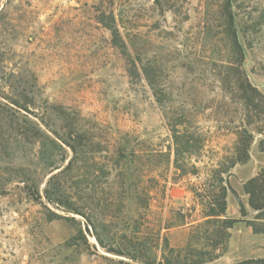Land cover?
Segmentation results:
<instances>
[{"label":"rangeland","instance_id":"1","mask_svg":"<svg viewBox=\"0 0 264 264\" xmlns=\"http://www.w3.org/2000/svg\"><path fill=\"white\" fill-rule=\"evenodd\" d=\"M231 62L262 100L264 0H0V264H159L188 244L200 264L264 259L244 190L264 169V114L224 82ZM243 128L248 161L220 173Z\"/></svg>","mask_w":264,"mask_h":264},{"label":"trees","instance_id":"2","mask_svg":"<svg viewBox=\"0 0 264 264\" xmlns=\"http://www.w3.org/2000/svg\"><path fill=\"white\" fill-rule=\"evenodd\" d=\"M160 0H157L159 2ZM230 35H231V41H232V47L234 49V53L239 56L240 60L238 62H241L243 60V51L242 48L238 42L236 32L234 31V23L232 20V17H230ZM114 35L115 39L118 45H121L125 48H127L126 42L123 40L122 33L120 29L115 25L114 28ZM224 82L228 85V88H232V83H236L237 90L241 93L240 96L245 101L246 109H252L255 111H258L261 114H264V97L260 96L262 100H257L255 95H258V91L255 87L251 85V83L248 81L246 77L243 76L241 69L237 66L236 62H231L228 71L227 76L224 79ZM169 125L171 126V129L174 131L176 135V142L178 143V148H180L181 143L184 144V146L189 147V141L185 138L183 139L184 134H187L188 129L186 128V121L183 119L174 118L170 121ZM185 129V130H184ZM182 132H181V131ZM181 132V133H180ZM178 137V136H181ZM180 138L181 141L178 139ZM253 141V134L248 130L243 128L239 134V142L238 147L236 149L234 160L229 164V166L225 168H219L218 171L220 173L228 172L229 167H234L237 163H245L249 159V151L250 147ZM180 150H186L185 148H180ZM53 181V182H52ZM59 181L56 180H50L49 185L51 184L52 190H48L46 192V195L48 199L60 203V204H66L65 202V196L63 193H61V185L58 184ZM244 190L247 195H249V205L251 208L256 211L257 216L256 220L250 221V226H252L254 233H264V223H259V220H264V169L261 170V172L251 179H249L245 185ZM61 193V194H59ZM54 198V199H53ZM74 205V204H73ZM219 209H213L210 213H208L207 217H216L219 218L223 216L226 212V205L225 203H219L218 204ZM77 209H73L76 213L81 214L84 216L88 222L92 225L93 230L96 231V237L100 241V243H103V239L101 237V234L98 233L97 225H94V223L86 217V214L82 210V206ZM221 220V219H219ZM238 219L235 218H226L222 219V226L225 230L231 228L234 226L236 222H238ZM230 236V235H229ZM166 248H169V253L163 256V261H161L159 264H200L202 263L203 259H200V257H197V250L195 247L193 248L190 244H188L184 248H170L168 245ZM137 252L138 249H135ZM114 252V251H113ZM140 254L135 255L136 257L141 258L142 256V249L140 248L138 251ZM264 264V259H257V260H249L246 262H243L242 264Z\"/></svg>","mask_w":264,"mask_h":264},{"label":"water","instance_id":"3","mask_svg":"<svg viewBox=\"0 0 264 264\" xmlns=\"http://www.w3.org/2000/svg\"><path fill=\"white\" fill-rule=\"evenodd\" d=\"M228 187L231 190V192L233 193V195L235 196L237 202L239 203L242 215L243 216H247L248 215V211H247V208H246V204L242 200L239 192L234 187H232V185L230 183H228Z\"/></svg>","mask_w":264,"mask_h":264}]
</instances>
